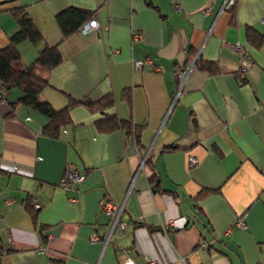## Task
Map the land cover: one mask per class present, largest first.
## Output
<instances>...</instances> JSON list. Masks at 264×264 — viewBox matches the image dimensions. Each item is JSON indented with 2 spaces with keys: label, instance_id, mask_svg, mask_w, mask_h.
Wrapping results in <instances>:
<instances>
[{
  "label": "crops",
  "instance_id": "obj_1",
  "mask_svg": "<svg viewBox=\"0 0 264 264\" xmlns=\"http://www.w3.org/2000/svg\"><path fill=\"white\" fill-rule=\"evenodd\" d=\"M230 5L0 0V46L17 30L15 6L42 36L37 46L19 43L15 69L46 45L59 49L62 61L40 99L58 109L68 96L111 94L104 112L141 126L143 146L138 151L122 129L98 130L103 113L82 105L70 109L72 123L58 137L46 136V117L17 102L22 90H0V264H264V0ZM69 6L93 11L101 29L62 39L55 15ZM247 26L258 43L248 41ZM244 54L252 65L241 74ZM146 57L153 64L133 68V59ZM193 60L180 86L176 74ZM168 145L177 149L162 152ZM150 151L157 186L143 166ZM191 156L197 163L189 166ZM69 164L85 177L61 185ZM102 199L121 206L125 222L106 242L112 220Z\"/></svg>",
  "mask_w": 264,
  "mask_h": 264
},
{
  "label": "trees",
  "instance_id": "obj_2",
  "mask_svg": "<svg viewBox=\"0 0 264 264\" xmlns=\"http://www.w3.org/2000/svg\"><path fill=\"white\" fill-rule=\"evenodd\" d=\"M237 1L234 0L230 5L232 11ZM12 15L15 18L17 30L10 35L7 45L0 46V90H5L13 86L19 87L22 90V95L18 98L17 102L31 106L46 117V122L42 128V133L46 136L52 138L58 137L60 132L72 123L70 109L73 106L82 105L91 112L98 111L103 113V116L95 122L98 130L106 132L118 128L122 129L127 136L132 135L137 150L141 151L143 148L140 141L142 127L134 124L130 119H119L114 114L104 112L113 105V97L111 94H106L95 100L86 98L76 99L68 96V103L58 109L51 106L49 102L40 99L39 94L41 91L49 86L48 73L61 63L62 58L57 45H46L38 51L37 57L33 62L23 69H15L13 63L21 57L18 49L19 43L28 40L37 46L41 42L42 36L24 7H13ZM92 17H94V12L91 10L69 6L55 15V21L61 31V37L64 39L73 35L84 22ZM246 37L252 43H258L261 39L251 26L246 27ZM197 64L210 72H215L216 65L212 62H202L199 60ZM123 94H127V100H129V89H125ZM175 149H177V146L168 145L161 151ZM151 157L152 154L150 151L143 159V166L149 168L152 172L150 176L151 183L157 186L154 180L156 173ZM200 195L201 193L197 196ZM25 206L34 218L35 211L32 209L30 203L26 202Z\"/></svg>",
  "mask_w": 264,
  "mask_h": 264
},
{
  "label": "built area",
  "instance_id": "obj_3",
  "mask_svg": "<svg viewBox=\"0 0 264 264\" xmlns=\"http://www.w3.org/2000/svg\"><path fill=\"white\" fill-rule=\"evenodd\" d=\"M234 0H227V3L232 4ZM175 7L177 10L180 9V5L178 3L175 4ZM261 21L264 22V17L261 18ZM101 29V25L99 21L96 19V17H92L88 21L84 22L79 29L77 30L80 33L87 34L90 32H93L95 30ZM139 33H134L132 37L135 39L139 37ZM228 46H230L233 49H240V44L235 43V44H230L227 43ZM153 64V60L150 57H146L144 59H133L132 60V66L134 69H140L144 64ZM194 65V60L182 70H180L177 73V79L179 81L180 86L183 84V82L186 80V77ZM252 65V59L249 55L244 54L241 61H240V67L239 71L241 74H243L250 66ZM197 163V159L193 156L190 157L189 159V166H192ZM85 177V173L79 172L77 169L72 164L67 165L65 168L62 180H61V185H65L67 181L71 182H80L83 178ZM77 201V198H70L69 202L75 203ZM100 208L101 210L104 211L107 215L111 216V227L109 229V234L105 236V242L109 239L110 234L114 230H122L125 227V222L120 219V213H121V206L114 207L112 206L107 200L102 199L100 203ZM237 223L242 224L241 220H238ZM99 239V235L96 232H93L91 234V242H96ZM203 247L204 244H202ZM145 264H164L162 262H159L155 258H148ZM199 264H205L204 262H199Z\"/></svg>",
  "mask_w": 264,
  "mask_h": 264
}]
</instances>
